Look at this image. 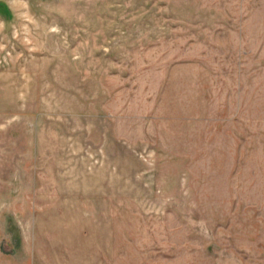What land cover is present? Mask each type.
Segmentation results:
<instances>
[{
  "label": "rangeland",
  "instance_id": "374dc122",
  "mask_svg": "<svg viewBox=\"0 0 264 264\" xmlns=\"http://www.w3.org/2000/svg\"><path fill=\"white\" fill-rule=\"evenodd\" d=\"M0 264H264V0H0Z\"/></svg>",
  "mask_w": 264,
  "mask_h": 264
}]
</instances>
